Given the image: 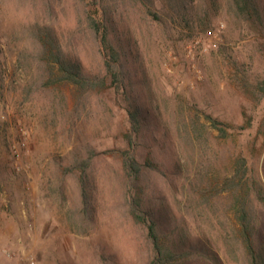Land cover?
<instances>
[{"label": "rangeland", "instance_id": "374dc122", "mask_svg": "<svg viewBox=\"0 0 264 264\" xmlns=\"http://www.w3.org/2000/svg\"><path fill=\"white\" fill-rule=\"evenodd\" d=\"M152 1L164 24L146 15L149 3L102 0L116 12L112 45L131 100L148 115L134 144L142 175L131 185L120 157L126 102L85 23L90 3L0 0V264H151L133 197L154 214L162 241L180 247L170 264H249L239 225L247 194L264 264V32L234 20L224 0L208 1L207 27ZM35 26L49 28L91 81H104L60 80L53 51L42 55L31 37ZM191 122L199 139L190 144L179 131Z\"/></svg>", "mask_w": 264, "mask_h": 264}, {"label": "trees", "instance_id": "16d2710c", "mask_svg": "<svg viewBox=\"0 0 264 264\" xmlns=\"http://www.w3.org/2000/svg\"><path fill=\"white\" fill-rule=\"evenodd\" d=\"M88 1L90 4L87 6L84 12L85 23L94 37V41L97 45L98 54L102 61V67L105 73V77L109 79L110 85L113 92L116 95H121L123 100L126 102V106L123 108L125 112L126 119V132L125 139L127 142V149L120 152V157L122 160V170L127 176L131 185H134L137 181L141 179V166L135 156L134 144L137 142L139 137L142 135L143 128L147 125L148 115L147 111L143 109L137 101L131 100V90L128 88V82L125 80V74L120 63V53L112 45V37L116 32L115 27V16L116 12L105 5L102 0H83ZM130 2H139L146 5V15L153 19H157L160 23L162 17H158L151 9L150 6L153 5L152 0H129ZM209 0H166L169 3L171 10H174V15L176 20L180 19V23L188 24L189 21L198 22L201 26L207 24V21L202 20L203 17L207 15V7ZM213 1L212 4L217 0ZM224 4L227 7V12L231 17L241 24H244L247 28H253L255 33L264 32V1L263 0H224ZM166 12L164 14L166 15ZM191 13L192 16L189 15ZM163 14V15H164ZM200 14V16H198ZM162 16V14H161ZM196 18V19H195ZM196 20V21H195ZM199 27V26H198ZM207 27V25H206ZM31 37L40 46V53L42 55L52 54L53 57L51 63L58 66V72L61 75L60 80L67 83L77 85L81 88H86L89 86L96 87L98 83L104 81L101 78L100 82L91 81L86 74L83 72L81 66L76 62L72 61L67 55H63L60 52V47L56 39L51 35L49 28L42 27H32ZM48 64V63H47ZM43 73H49V70H42ZM213 128L217 129L219 132L225 133L223 128H219L222 124L217 122L211 117H206ZM185 123V122H184ZM251 125V124H250ZM182 133L180 135L181 139L186 137L187 141L191 144L195 139H199L198 130L191 124H181ZM90 158H87L84 162V168L88 165ZM82 173H85V169H82ZM83 186V185H82ZM83 199H86V193L83 187L82 193ZM240 204L239 209L240 217V228L241 236L243 238L242 244L245 251L249 254V264H263L262 260L258 258V255L253 251L251 238L249 234V218L244 211L246 205L248 204L247 198L249 194L245 196ZM256 199H259L255 195ZM131 215H133L135 221L140 223L146 231L147 237L150 241L153 250L152 262L151 264H170L173 262L181 251L178 252V245L170 244L166 240L162 241L164 235V230L161 228L154 214L146 210L140 202V198H131ZM189 250L193 251L194 244L188 245ZM192 249V250H191ZM183 251V250H182ZM206 256V251L203 252ZM206 259L216 260V257L211 258L208 256ZM176 261H174L175 263Z\"/></svg>", "mask_w": 264, "mask_h": 264}, {"label": "built area", "instance_id": "2783aa9c", "mask_svg": "<svg viewBox=\"0 0 264 264\" xmlns=\"http://www.w3.org/2000/svg\"><path fill=\"white\" fill-rule=\"evenodd\" d=\"M207 34L210 36V35H212V32L211 31H208Z\"/></svg>", "mask_w": 264, "mask_h": 264}]
</instances>
